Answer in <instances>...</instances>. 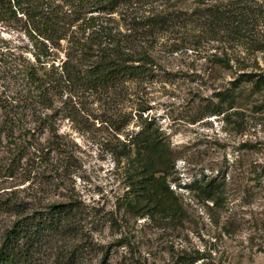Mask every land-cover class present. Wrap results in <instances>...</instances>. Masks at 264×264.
<instances>
[{
    "label": "rangeland",
    "instance_id": "obj_1",
    "mask_svg": "<svg viewBox=\"0 0 264 264\" xmlns=\"http://www.w3.org/2000/svg\"><path fill=\"white\" fill-rule=\"evenodd\" d=\"M240 1L253 8L245 36L187 24L182 35L156 37L165 51L147 80L64 92L48 117L21 110L13 137L0 132V233L20 216L67 205L68 238L42 264H264V85L254 84L264 76V0ZM157 2L169 12L203 7ZM1 10L0 127L35 54L27 16ZM223 51L231 70L214 62ZM225 90L232 101L218 96ZM140 130L159 139L162 165L128 143Z\"/></svg>",
    "mask_w": 264,
    "mask_h": 264
},
{
    "label": "trees",
    "instance_id": "obj_2",
    "mask_svg": "<svg viewBox=\"0 0 264 264\" xmlns=\"http://www.w3.org/2000/svg\"><path fill=\"white\" fill-rule=\"evenodd\" d=\"M57 1L0 0L1 9L13 6L21 10L35 32L34 62H28L22 70L25 89L16 93L10 107L11 119L3 120L0 127L7 138L13 137L12 124L23 115L21 110L48 117L47 111L57 112L52 98L64 92H104L127 81L147 80L153 73L151 66L156 64L155 54L165 51L154 47L161 34L182 35L187 24L201 23L202 27H209V32L222 33L233 40L237 35L245 36L253 20V8L240 0H200L203 7L189 13L166 11L157 0H60L62 4ZM93 12L97 15L87 16ZM116 12L117 22L111 18ZM6 14V10L0 11V15ZM61 51L63 58L54 66ZM214 58L219 68L232 69L226 52ZM240 77L245 82L253 80L252 74ZM254 84L264 85V76H256ZM218 96L230 102L234 93L225 90ZM158 140L140 130L130 136L128 143L140 149L138 155L146 157L145 161L162 165L165 155L163 148L157 147ZM7 208L19 210L16 204ZM72 215L67 205H52L42 213L16 218L0 233V264H42L41 258L49 255L58 244L57 239L68 238L65 231ZM56 255L64 260L62 253Z\"/></svg>",
    "mask_w": 264,
    "mask_h": 264
}]
</instances>
